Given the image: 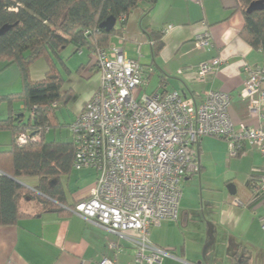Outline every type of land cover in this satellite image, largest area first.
Here are the masks:
<instances>
[{
  "label": "crops",
  "instance_id": "1",
  "mask_svg": "<svg viewBox=\"0 0 264 264\" xmlns=\"http://www.w3.org/2000/svg\"><path fill=\"white\" fill-rule=\"evenodd\" d=\"M245 25L237 0H200L198 3L158 0L151 12L137 9L131 13L122 35L114 36L109 46L121 47L129 59L147 67L146 96L178 92L188 102L199 104L208 92L223 91L231 95L230 116L237 129H264V119L251 114L250 102L242 96L247 78L244 64L252 69L264 66L263 52L255 50L240 35ZM168 26L173 28L166 31ZM147 29L164 33L165 46L157 57L153 55ZM205 33L210 34L212 43L207 50L196 46L198 38ZM72 54L75 56L69 55L68 60H74V67L68 66L69 61L62 56L71 75V86L66 82L64 93H75V87L81 83L83 94L80 93V104L72 105L78 99L74 96L67 105L74 108L68 128L100 87V76L93 68L89 51L84 49L80 54L74 48ZM146 55L151 56L149 62H144ZM215 58L224 59V66L215 76L201 80L197 74L199 65ZM3 68L0 67V78L14 72V80L6 88L0 85V97L21 93L19 68L16 65ZM47 72L46 61L39 60L31 67V78L40 81ZM155 77L154 89L148 92ZM15 108L23 109V105L15 104ZM261 114L264 115V106ZM12 142L10 131H0V152L7 150ZM242 146L246 155L231 158L227 140L202 139L199 147L202 172L185 179L177 221H165L151 232L154 245L175 254V258H166L161 264H237L239 260L264 264L261 225L264 204L253 200L249 188L250 180L261 175L264 157L249 145ZM66 181L68 183V179ZM95 181L80 194L72 195L66 190L68 205L87 200ZM36 184L35 179H26L24 186L32 189ZM229 185L234 186V194L228 189ZM21 212L25 217L16 225L0 226V264H100L104 259L131 264L133 261L134 248L129 241L70 210V215L65 217L53 212L37 216L40 205L27 200ZM209 224L214 228V242L204 254L210 242Z\"/></svg>",
  "mask_w": 264,
  "mask_h": 264
},
{
  "label": "built area",
  "instance_id": "2",
  "mask_svg": "<svg viewBox=\"0 0 264 264\" xmlns=\"http://www.w3.org/2000/svg\"><path fill=\"white\" fill-rule=\"evenodd\" d=\"M196 46L211 48L210 34L199 37ZM89 57L100 87L69 130L74 169L94 170L97 178L89 198L70 212L129 241L134 248L131 264H161L175 254L154 245L151 232L165 221H177L185 179L202 172V139L227 140L231 158L246 155L244 143L264 157V129H237L230 116L231 95L223 91L208 92L199 104L178 92L146 96L147 67L129 59L121 47L92 49ZM224 64L222 58L204 62L198 77L215 76ZM244 71L242 96L249 100L251 114L264 119V66L252 69L244 64ZM18 139L28 140L24 134ZM260 174L249 188L253 200L264 204V165ZM261 225L264 230V217ZM100 264L117 263L104 259Z\"/></svg>",
  "mask_w": 264,
  "mask_h": 264
},
{
  "label": "trees",
  "instance_id": "3",
  "mask_svg": "<svg viewBox=\"0 0 264 264\" xmlns=\"http://www.w3.org/2000/svg\"><path fill=\"white\" fill-rule=\"evenodd\" d=\"M258 1L264 2L237 0L246 22L240 35L264 54V9L248 13ZM157 3L158 0H0V30L9 27L0 35V64L3 69L16 65L22 81L21 93L0 97V106L6 104L8 109L6 118L0 119V131L13 135L8 149L0 152V226L16 225L25 217L21 209L27 200L40 205L37 216L52 212L69 216V210L80 203L69 206L66 198V179L74 169L73 140H47L48 133L61 126L58 110L74 97L72 91L64 93L66 80L57 61L69 73L62 58L64 50L108 48L114 36L122 35L131 13L137 9L151 12ZM110 17H115L117 24L107 32L100 26ZM146 32L157 57L165 46L164 33L151 29ZM39 60L46 61L48 72L35 82L31 67ZM18 103L23 109L15 108ZM21 134L27 136L26 143L19 142ZM26 179H35L36 186H24ZM237 264L247 263L239 260Z\"/></svg>",
  "mask_w": 264,
  "mask_h": 264
},
{
  "label": "rangeland",
  "instance_id": "4",
  "mask_svg": "<svg viewBox=\"0 0 264 264\" xmlns=\"http://www.w3.org/2000/svg\"><path fill=\"white\" fill-rule=\"evenodd\" d=\"M73 47H68L66 50H64L62 52V56L65 60H68L69 55L74 57L75 55L72 54L73 52ZM147 59L144 60V62H149L150 61V57L148 55ZM72 60V59H71ZM69 61V60H68ZM66 61V62H68ZM59 70L61 71L64 79L66 80V82L68 83L69 86H71V84H69V77L71 76L68 71L63 67L62 64H60L59 61H57ZM47 65V63H46ZM4 66L3 63L0 64V67ZM68 66H75L74 60L69 61L68 62ZM72 67V68H73ZM16 71L17 68H14ZM14 71V70H13ZM45 76V75H44ZM14 80V72H8L7 74H5V76H2L0 78V85H4L5 88L7 85H10ZM157 81V78L155 77L153 83L150 85V87H148V92L152 91L154 89L155 83ZM82 84L80 83L79 85H77L75 93L73 92V95L75 96V98L78 96V99L75 101V103L73 102L72 105L74 104H80V101L82 100V95L83 91L81 93V89L80 86ZM74 87V85H73ZM7 92V89L6 91ZM81 93V94H80ZM64 106L62 105L61 108L58 110V119H59V123H60V127L58 128H54L52 130V132L47 136V140L49 142H71L72 141V136L69 132V128L67 127L73 119L74 116V111H73V106ZM7 105L3 104L0 106V119H4L7 116ZM29 117V114L27 115V118ZM97 178V173L94 170H76L73 169L72 173L69 175L68 177V183L66 190L68 191L69 194L72 195H76V194H80L82 192H84L86 189H88L90 186H92L94 180Z\"/></svg>",
  "mask_w": 264,
  "mask_h": 264
},
{
  "label": "water",
  "instance_id": "5",
  "mask_svg": "<svg viewBox=\"0 0 264 264\" xmlns=\"http://www.w3.org/2000/svg\"><path fill=\"white\" fill-rule=\"evenodd\" d=\"M264 9V2L263 1H258L253 3L249 9H248V13H252L255 11H260ZM117 24V19L115 17H110L107 21H105L103 24H101V28L105 29L107 32L112 31L115 26ZM9 29V27H4L2 30H0V35L4 34L7 30ZM228 189L231 191V193H235L234 191V186L233 185H229ZM208 235L210 237V242L208 243V245L205 247L204 249V254L207 250V248L214 242V228L212 224H209V232Z\"/></svg>",
  "mask_w": 264,
  "mask_h": 264
}]
</instances>
